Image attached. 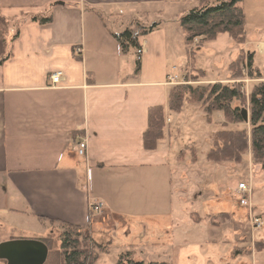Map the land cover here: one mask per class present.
Masks as SVG:
<instances>
[{
    "label": "crops",
    "instance_id": "0c3cea01",
    "mask_svg": "<svg viewBox=\"0 0 264 264\" xmlns=\"http://www.w3.org/2000/svg\"><path fill=\"white\" fill-rule=\"evenodd\" d=\"M200 1L0 0V23L14 27L7 41L0 28V224L10 216L93 227L95 198L127 229L137 222L150 233L160 216L173 228L182 210L173 202L179 157L167 80L176 74L175 45L184 43L179 18ZM22 13L51 21L22 22L13 38ZM134 21L157 24L139 40L138 73L135 50L121 52L115 38ZM58 71L52 85L49 75ZM157 106L164 134L148 150V111Z\"/></svg>",
    "mask_w": 264,
    "mask_h": 264
},
{
    "label": "rangeland",
    "instance_id": "374dc122",
    "mask_svg": "<svg viewBox=\"0 0 264 264\" xmlns=\"http://www.w3.org/2000/svg\"><path fill=\"white\" fill-rule=\"evenodd\" d=\"M242 7L247 31L244 44L239 45L228 34L219 33L204 44L203 41L196 44L194 40L187 53L182 40L175 45V57L170 63L176 74L170 75H176L179 84L239 85L243 97L233 105L247 110L251 86L264 82V0H243ZM8 25H12L11 22ZM0 28L4 40H9L8 31L14 27L9 29L1 22ZM249 53H253L251 69L246 65ZM235 59L237 64L230 71L229 63ZM167 81L172 86L177 84ZM203 110L202 102L187 101L180 110L169 111L172 151L179 157L173 202L177 211L182 210V216L176 219L172 229V225H167L170 219L162 220L164 217L160 216L158 223H151L152 231L145 234L137 222H129L131 227L127 229L126 222L107 217L105 207L95 214L93 227L84 226L94 242L104 247L98 252L96 264H115L118 255L125 250L134 251V259L144 262L264 264V227L253 228L249 217L250 213L259 214V209L264 216V210L255 205L264 203V166L252 159L249 149L240 162L208 161L206 154L213 134L222 128L224 118L219 111L208 116ZM242 127L248 125L232 123L226 128ZM239 183L251 187L252 209L239 202L236 191ZM9 217L2 218L0 243L39 240L47 248L43 264H64L59 224L48 221L43 225L28 217ZM259 240L263 242H257ZM0 264L6 262L0 259Z\"/></svg>",
    "mask_w": 264,
    "mask_h": 264
},
{
    "label": "trees",
    "instance_id": "16d2710c",
    "mask_svg": "<svg viewBox=\"0 0 264 264\" xmlns=\"http://www.w3.org/2000/svg\"><path fill=\"white\" fill-rule=\"evenodd\" d=\"M243 0H202L197 6L180 16L179 25L184 35V44L187 53H190L196 38L202 41L214 39L219 33H226L237 44L246 41V16L241 2ZM27 20L45 24L51 21V15H31L22 13L15 26L17 36L20 24ZM157 24L146 27L134 21L131 26L121 34L116 35L121 52L133 48L136 53L134 73L140 70L141 46L140 38L154 29ZM252 54L246 60L248 68H252ZM236 59L229 63V70L236 66ZM235 76H239L234 73ZM251 76V73H249ZM248 107L242 109L234 106L235 100H241L243 93L239 85L208 83L205 85L176 84L168 94V107L171 111L181 109L184 102H202L204 112L209 116L215 111L223 114L222 128L213 134L212 142L207 151L206 158L213 163L240 162L243 154L250 151L252 159L264 166V82L251 86L248 94ZM247 112V120L243 118L242 111ZM243 123L248 127L228 129V124ZM165 126L164 110L161 106L152 107L148 111V126L144 132V147L152 150L158 140L163 137ZM42 217H39L41 219ZM59 224L61 228L60 251L64 264H96L98 252L104 247L96 244L84 227L69 224L59 220H50ZM134 251H122L115 264H167L162 261L135 260Z\"/></svg>",
    "mask_w": 264,
    "mask_h": 264
},
{
    "label": "water",
    "instance_id": "95a60500",
    "mask_svg": "<svg viewBox=\"0 0 264 264\" xmlns=\"http://www.w3.org/2000/svg\"><path fill=\"white\" fill-rule=\"evenodd\" d=\"M247 120V112L242 111ZM47 257L46 245L39 240H12L0 243V259L6 264H43Z\"/></svg>",
    "mask_w": 264,
    "mask_h": 264
},
{
    "label": "built area",
    "instance_id": "2783aa9c",
    "mask_svg": "<svg viewBox=\"0 0 264 264\" xmlns=\"http://www.w3.org/2000/svg\"><path fill=\"white\" fill-rule=\"evenodd\" d=\"M61 77H62V73L59 71L51 73L49 75V79L51 81V84L52 85L58 84L61 80ZM177 78L178 77L176 75L172 76V77H171V75H169L168 80H169V82H172L174 84H176V83L179 84L180 81H178ZM182 83H184V82H182ZM85 148H86L85 142L78 143V150H77L78 154L82 155L84 153ZM236 191L238 193L237 198H238L239 202L245 207L250 206L249 197L251 196V187L246 183H239L237 188H236ZM104 208H105V204L103 203V201H101L99 199H95V198L90 199V201H89L90 212L97 214L99 211L103 210ZM250 209H252V206H250ZM249 217L251 219V224H252L253 228L260 229V228L264 227V216H262L260 214H252L251 215V213H250Z\"/></svg>",
    "mask_w": 264,
    "mask_h": 264
}]
</instances>
